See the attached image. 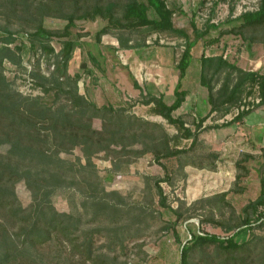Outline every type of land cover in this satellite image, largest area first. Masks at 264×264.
Returning <instances> with one entry per match:
<instances>
[{"label": "rangeland", "instance_id": "374dc122", "mask_svg": "<svg viewBox=\"0 0 264 264\" xmlns=\"http://www.w3.org/2000/svg\"><path fill=\"white\" fill-rule=\"evenodd\" d=\"M108 1L123 4L126 0H0V29L17 31V43L26 45L22 66L6 62L5 73L14 88L25 94H42L30 71L39 62L42 70L48 72L54 59L30 47V33L41 19L47 29L63 34L67 20L60 14L82 15ZM167 1L175 11V27L191 40L195 38L193 22L200 31L208 19L220 23V28L212 29L193 47L183 80L187 95L183 105L174 111V116L183 119L195 137L182 136L174 125L154 114L153 103H144L148 94L163 95L167 103L175 99L177 64L185 38L145 28H112L99 39L98 31L108 25V20L76 19L69 35L74 40L69 72L79 77L80 92L99 106L126 108V112L142 118L138 123H151L142 124L138 136H125L121 142L127 145L124 152L101 150L94 155L99 176L96 182L108 192L105 201L114 207L97 212L91 205L85 207V201H92L86 184L67 186L54 194L55 207L78 216V227L69 238L55 234L46 243L36 245L32 264H180L179 246L191 237V231L226 235L227 228L241 223L243 208L259 196L264 186V105L257 106L258 87L251 86L238 104L230 105L218 99L225 76L219 81L212 79L219 106L212 111L210 92L201 78L203 54L223 55L244 70L264 73V25L220 35L222 30L240 23L236 17L243 11L256 9L259 0ZM122 6L116 8L117 16L121 15ZM150 15L156 16L153 10ZM229 17L231 21H227ZM117 34L130 44L139 45L122 49ZM51 43L56 51L60 50L59 36L53 37ZM133 77L142 89L135 87ZM243 106L250 107L248 113L225 125ZM94 125L100 128L102 120L95 119ZM162 129L173 138L171 144L188 151L159 159L151 148L140 155L133 153L148 144L141 136L143 131L159 135ZM112 147L118 151L124 148L120 144ZM62 157L86 163L81 147L62 153ZM157 180L164 189L167 205L178 209L182 217L161 204ZM16 193L24 206L32 201L24 181L16 184ZM254 232L264 239V225ZM250 236V231H244L237 240L244 242ZM217 254L216 247L210 245L198 251L194 259L196 264H205L207 256Z\"/></svg>", "mask_w": 264, "mask_h": 264}, {"label": "trees", "instance_id": "16d2710c", "mask_svg": "<svg viewBox=\"0 0 264 264\" xmlns=\"http://www.w3.org/2000/svg\"><path fill=\"white\" fill-rule=\"evenodd\" d=\"M121 5V15L117 16L116 8ZM150 10L156 16H151ZM233 11L234 8L231 14ZM174 14L175 11L167 0H126L123 4L108 1L105 5L93 6L82 15L73 12L60 14L67 20L63 34L47 29L44 19H41L30 33V47L40 51L42 56L54 60L48 65V72L42 70L39 62V66L30 71L35 85L42 89V94L38 95L25 94L14 88L5 73L7 61L18 67L23 65L26 45L23 42L17 43V31L7 27L0 29V264H32L36 245L46 243L55 234L69 238L74 228L78 227V216L55 207L53 196L59 189L86 184L92 201H85V207L91 205L96 212L114 207V204L105 201L108 192L96 182L99 176L93 160L94 155L101 150L124 152L127 145L121 142L125 136L133 133L136 137L142 124L151 123H138L142 118L126 112V108H116L108 104L99 106L80 92L79 77L72 76L69 72L70 61L74 55V40L69 35L76 19L94 20L102 17L108 20V25L98 31L99 39L110 33L112 28H145L149 32H171L185 38L186 45L177 64L175 99L172 103H167L163 95L148 94L144 103H153L154 114L174 125L182 136L195 137L194 132L185 126V121L174 116V111L183 105L187 95L183 80L191 64L193 47L201 38L208 37L212 29L220 28V23L208 19L205 29L200 31L193 22L195 38L191 40L186 32L175 27ZM236 20L240 23L222 30L220 35L241 33L244 29L263 26L264 0H259L256 9L243 11ZM227 21H231V17ZM55 36L61 39L59 51L51 43ZM117 39L122 49L139 45L130 44L120 34H117ZM201 66L202 83L209 89L212 111L219 108L212 79L219 81L223 75L224 81L218 89V99L221 98L222 103L238 104L248 88L257 85V106L264 105V73L244 70L223 55L203 54ZM133 79L135 87L142 89L138 80L135 77ZM249 110L250 107L243 106L225 125L241 119ZM97 118L102 120L100 128L94 125ZM141 136L148 144L144 150L133 151L138 155L148 148H151L158 159L178 156L188 151L171 144L173 138L164 129L159 135L143 131ZM114 144H120L124 148L118 151L112 147ZM77 147H81L86 163L62 157V153H71ZM19 181H24L31 192L32 201L27 206L22 204L16 193V184ZM155 183L161 204L182 217L178 209L167 205V197L160 180ZM262 225L264 186L259 196L243 208L241 223L235 228H227L226 235L191 231V237L186 243H180L179 262L196 264L195 254L214 245L218 254L212 258L207 256L205 264H264V239L254 232L256 227ZM244 231H250L251 236L248 240L239 242L237 237Z\"/></svg>", "mask_w": 264, "mask_h": 264}, {"label": "water", "instance_id": "95a60500", "mask_svg": "<svg viewBox=\"0 0 264 264\" xmlns=\"http://www.w3.org/2000/svg\"><path fill=\"white\" fill-rule=\"evenodd\" d=\"M82 66H84V65H82Z\"/></svg>", "mask_w": 264, "mask_h": 264}]
</instances>
